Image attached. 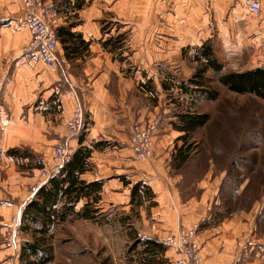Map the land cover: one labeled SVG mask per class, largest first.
I'll list each match as a JSON object with an SVG mask.
<instances>
[{
    "label": "crops",
    "instance_id": "crops-1",
    "mask_svg": "<svg viewBox=\"0 0 264 264\" xmlns=\"http://www.w3.org/2000/svg\"><path fill=\"white\" fill-rule=\"evenodd\" d=\"M74 1L48 10L46 17L47 20H58L57 26L72 24L71 31L80 33L88 47L72 58L66 57L61 47L57 48L60 64L57 68H48L40 61L29 59L22 51L23 44L31 38V32L13 20L21 8V0H0V162L4 159L6 166L12 167L13 159L2 158V153L21 146L42 151L46 157L51 148L48 118L58 117L63 122L80 103L87 121L85 130L82 136L69 140L68 145L73 151L79 145L102 142V149L92 151V170L82 174L86 180H102L99 207L129 203L131 184L142 181L151 188L155 202L153 205L148 202L146 217L143 215L145 234L160 242L175 232L179 225L198 223L200 230L196 241L202 256L198 264H243L238 249L246 225H238L241 229L237 230L231 224L232 219L216 223L213 215L219 219V211L211 208L213 200L220 202L221 189L228 183L225 169H218L216 175L213 164H209L203 180L194 182L190 193L179 187L183 175L173 173L169 164L174 145L181 144L177 140L181 132L171 124L175 119L173 112L164 114L166 119L159 121L151 157L137 159L126 145L132 124L149 121L161 102L162 110L169 108L163 101L167 95L162 82L167 74L176 78L181 74L173 64L178 59L177 39L180 37V44H184L187 39L196 38L198 32L189 29L192 32L187 30L179 36L178 15L162 14L161 10L154 14L155 6L176 9L185 5L200 6L201 2L85 0L81 7L73 8ZM216 1L221 8L219 18H222L226 9L234 6L233 11H236L243 0ZM258 1L259 21L253 19L243 27L245 32L260 30L263 35L264 0ZM246 13H249L247 9ZM231 16L235 22L245 23L244 16L230 12L228 17ZM151 23L166 25H148ZM105 24L109 26L105 27ZM112 24H119L120 31L115 30ZM120 34L123 37L121 46L113 51L106 48L104 40ZM261 35L257 38L263 37ZM171 90L177 92L174 88ZM115 142L122 143V146ZM211 175L214 177L210 178ZM29 179L17 174L13 182L18 192L19 186L23 183L24 187L27 186ZM205 179L214 181V185ZM9 189L5 185L0 190L3 199L0 216L4 222H8L7 218L10 219V215L22 207V203L13 205L15 209L10 214L12 209L9 206L13 200L9 199L12 191ZM82 204L83 200H79L75 207L79 209ZM175 255L169 249L163 257L168 261Z\"/></svg>",
    "mask_w": 264,
    "mask_h": 264
},
{
    "label": "rangeland",
    "instance_id": "rangeland-1",
    "mask_svg": "<svg viewBox=\"0 0 264 264\" xmlns=\"http://www.w3.org/2000/svg\"><path fill=\"white\" fill-rule=\"evenodd\" d=\"M65 2L67 0H41L44 5L56 4L57 8L59 5H64L62 3ZM194 2H201V5L179 6L176 7L177 11L170 6H163V8L155 6V9L152 6L154 14L161 10L163 11L162 14L166 12L167 14L178 15L179 36L181 34L184 35L185 31L189 29L194 30V32L198 31L196 38L187 39V43L180 44L182 39L180 37L177 39L178 54L176 55L178 59L176 58L173 64H176L177 73L180 72L183 77L179 75L180 77L177 76L176 78L174 76L175 79L180 81L194 77V72L200 66L192 58L202 42L212 44L217 59L223 64L222 72L243 71L264 64V34L261 35L259 32V24L258 31L253 32H245L243 27V24L254 21L253 19L256 20L257 18L259 21L260 14L246 13L244 2L241 1L242 4L238 6L236 11H233L236 7H229L226 9L225 16L219 18L221 8L217 6L216 0H194ZM230 12L244 16L245 23L244 21L235 22L233 16L228 17ZM202 19H204V23H201ZM181 20L186 22H181ZM47 21L57 37L55 29L58 27V20L55 21L50 18ZM112 25L115 26V30H119V24ZM148 25L159 26L166 25V23H151ZM107 26L109 24H105V27ZM189 32L192 31L189 30ZM153 33H156V31L154 30ZM124 34L127 37V33ZM259 35L263 37L257 38ZM202 36L204 38H201ZM26 43L23 44L22 48ZM59 47H61V43L57 37V48L59 49ZM152 47L153 45L149 48ZM205 75L211 79V83L218 91V96L215 100L194 98L191 101L186 99L188 98V93L172 91L173 96L178 95L176 99L180 104V109L199 113L206 112L209 114V119L204 125L196 128L188 138V142L191 143L193 148L190 160L178 170L171 163L169 164L173 173L178 172L183 175L179 187L185 189L187 193L192 190L194 182L203 180V173L208 170L209 164H213V173L216 175L218 169L224 166L229 167L226 178L230 181L226 183L224 188L221 187L220 202L213 200L211 203V208L219 211L217 213L219 219H216L214 215L213 218H215L216 223L225 221L223 219L227 221L232 219L231 224L237 230L241 229L238 225H246L242 230V244L238 249V255L242 257L243 264H264V101L249 94H237L229 91L216 81L217 74L211 71H207ZM163 101L166 105H169V108L167 110L163 108L162 110L161 102L160 107L153 114V120L162 121L166 119L164 114L172 113L176 110L173 109L175 103L166 96L163 97ZM68 119L62 122L58 117L48 118L51 148L46 157H43L44 152L33 151L27 146L12 148H21L22 150L24 148L25 151L33 156V159L19 158L3 151L2 158L11 157L14 161V165L10 166L11 168L6 166L4 159L0 162V190L5 185L12 190L10 191L9 189L11 192L9 193V199L13 200L11 206H9L12 209L10 214L15 209L13 205L16 204L18 206L22 203L23 206L24 201L30 196L32 197L33 193L41 185L40 172L43 169L51 172V174L58 170L59 161L55 159V151L59 145L65 149L66 153L62 163L73 152L71 151L72 146H69L68 142L72 138L82 136L87 121H85V118L81 133L71 135L67 134L65 126V122ZM129 137L128 132L127 146ZM115 143L122 146L120 142ZM230 162H235L234 169H231ZM38 164H41V167ZM92 166L91 155L87 170H85L83 175L92 170ZM33 171H36V173L33 174ZM18 173L30 178L27 186L24 187V183L19 186V192L17 185L13 182ZM212 177L214 175H211L210 178ZM207 179H205V182H210L214 185V181H208ZM5 181L6 183H4ZM11 182H13V185H10ZM2 200L0 195V205H2ZM144 201L137 207L129 203L105 205L100 208L102 217L98 221L73 218L53 226L51 237L53 258L46 264H140L137 254L133 250H128L132 242L133 233H136L141 238L144 235L150 237L143 232L146 227L143 223V215L145 214V209H148L146 207L148 201H145V203ZM21 208L18 210L20 211ZM15 217H18L16 224ZM7 220L8 222H4L5 220L0 216V264H18L22 241L30 239V236L20 228L19 212L12 216L10 215V219L7 218ZM192 226H196L198 233L200 230L198 223L188 226L179 225L175 232L168 235L160 243L165 245L166 250L172 249L176 252V248L169 245L166 240L175 235L177 230L191 228ZM136 248L139 249L140 244ZM177 256L175 255L171 260L166 261L165 264H170Z\"/></svg>",
    "mask_w": 264,
    "mask_h": 264
},
{
    "label": "trees",
    "instance_id": "trees-1",
    "mask_svg": "<svg viewBox=\"0 0 264 264\" xmlns=\"http://www.w3.org/2000/svg\"><path fill=\"white\" fill-rule=\"evenodd\" d=\"M83 2L84 0H75L73 8L81 7ZM66 4L69 5L70 0H67ZM71 27L72 24H66L55 29L63 52L69 58L88 47V42L82 38L80 33L72 32ZM121 40L122 36L120 34L108 37L104 42L106 48L113 51L121 46ZM193 59L200 66L194 72L193 78L178 81L174 78V75L167 74L162 82L166 97L175 103L173 108L176 109L173 112L175 119L171 120V124L174 129L181 132L177 137V140H181V144L179 146L175 145V151L171 159V165L177 170L181 169L190 160L193 148L191 143L188 142V138L196 128L201 127L208 121L209 114L180 109V104L176 99L178 97L173 96L172 88L180 93H188L186 99L191 101L194 98L215 100L218 91L211 83V79L205 75L207 71H211L217 74L216 81L229 91L237 94H249L264 101V64L243 71L222 72L223 64L217 59L212 44L209 42H202L194 52ZM79 142H81V139ZM102 148L101 141L91 143L89 146L79 145L71 152L66 161L58 166V170L46 178L32 197L24 202L19 211L20 228L30 236V239L22 241L18 264H46L52 260L51 237L53 226L73 218L100 220L102 215L98 202L102 180H86L82 177V174L87 170L91 152ZM6 152V154L24 159L33 157L24 148L23 150L21 148H10ZM230 163L231 169H234L235 162ZM39 166L41 167V164ZM222 168L225 169L226 173L228 172L229 167L224 166ZM227 181L230 180L227 179ZM152 197L151 188L144 182L136 181L131 184L130 205L137 207L144 200H147L149 205H153L155 202ZM79 200H83V204L77 209L75 205ZM133 231L135 232V230ZM131 239L132 242L128 251L133 250L137 254L140 264L166 263L163 257L166 247L157 239L152 237L141 238L136 233H133ZM139 244L140 248L137 249L136 247Z\"/></svg>",
    "mask_w": 264,
    "mask_h": 264
},
{
    "label": "built area",
    "instance_id": "built-area-1",
    "mask_svg": "<svg viewBox=\"0 0 264 264\" xmlns=\"http://www.w3.org/2000/svg\"><path fill=\"white\" fill-rule=\"evenodd\" d=\"M246 9L251 14H259L260 4L258 0H243ZM56 4L44 5L41 0H21V8L15 14L13 20L26 26L31 32V38L22 48L29 59L42 61L49 68H57L60 64L57 56V37L47 21V12L56 8ZM71 117L65 122L67 134H79L83 131L84 115L80 103L73 108ZM159 120L151 118L145 123L136 122L129 130L128 146L137 159L148 158L153 153L154 137L158 129ZM66 157L65 149L59 145L55 151V159L62 164ZM41 184L51 174L43 169L41 172ZM15 224L18 217L14 218ZM196 226L181 228L177 233L168 238L166 242L176 248L175 260L170 264H198L202 256L199 253V244L195 237ZM165 242V243H166Z\"/></svg>",
    "mask_w": 264,
    "mask_h": 264
},
{
    "label": "bare ground",
    "instance_id": "bare-ground-1",
    "mask_svg": "<svg viewBox=\"0 0 264 264\" xmlns=\"http://www.w3.org/2000/svg\"><path fill=\"white\" fill-rule=\"evenodd\" d=\"M40 62H42V61H40ZM43 63V62H42ZM46 65V64H45ZM47 66V65H46ZM48 67V66H47ZM49 68V67H48Z\"/></svg>",
    "mask_w": 264,
    "mask_h": 264
}]
</instances>
